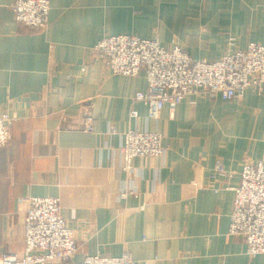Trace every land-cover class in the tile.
Masks as SVG:
<instances>
[{"label": "crops", "instance_id": "obj_1", "mask_svg": "<svg viewBox=\"0 0 264 264\" xmlns=\"http://www.w3.org/2000/svg\"><path fill=\"white\" fill-rule=\"evenodd\" d=\"M15 1L0 0V114L17 118L0 149V259L23 255L21 199L38 196L59 198L75 232L78 251L62 264L124 252L135 264H264L228 234L243 165L264 160V89L240 100L189 95L147 122L134 100L145 73L111 74L92 52L105 36L135 34L218 60L264 45V0H50L42 30L16 20ZM135 125L172 147L135 158L132 174L119 148ZM218 163L233 176H214Z\"/></svg>", "mask_w": 264, "mask_h": 264}, {"label": "built area", "instance_id": "obj_2", "mask_svg": "<svg viewBox=\"0 0 264 264\" xmlns=\"http://www.w3.org/2000/svg\"><path fill=\"white\" fill-rule=\"evenodd\" d=\"M16 20L30 29H46L49 25L50 0H16L12 5ZM234 45V38L229 39ZM111 74L137 76L144 72L147 87L136 93L134 100L148 108L146 121L158 120L168 105L172 114L177 105L189 95L222 97L240 100L248 88L261 93L264 89V45L250 42L244 49L228 50L218 60H196L179 45L163 46L159 39L142 38L135 34L105 36L93 48ZM86 68H83V70ZM130 117H139L131 110ZM17 118L5 112L0 114V149L12 139L11 128ZM86 131L93 130L89 120ZM111 124L108 134H116ZM119 148L123 169L134 174L137 157H165L171 144L164 145L163 135L131 126L122 134ZM230 178L233 173L218 163L214 176ZM240 183L235 192L229 236L242 238L250 257L264 254V160L243 165ZM131 192V191H130ZM129 191L121 193L126 197ZM134 193V192H131ZM25 249L22 256L7 254L0 264H62L74 257L78 242L74 230L62 214L57 197H25ZM130 252L120 256L87 255L83 264H135Z\"/></svg>", "mask_w": 264, "mask_h": 264}]
</instances>
